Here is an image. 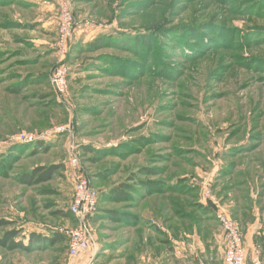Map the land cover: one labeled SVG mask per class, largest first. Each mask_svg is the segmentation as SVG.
Masks as SVG:
<instances>
[{
    "label": "rangeland",
    "instance_id": "1",
    "mask_svg": "<svg viewBox=\"0 0 264 264\" xmlns=\"http://www.w3.org/2000/svg\"><path fill=\"white\" fill-rule=\"evenodd\" d=\"M70 1L75 17L90 19L94 27L76 32L80 41L78 46L71 43L66 62L70 68L68 91L65 97H57L46 75L50 76L57 62L47 44L55 40V53L58 31L56 37L47 34L40 20L55 12L59 29V0H0V140L9 141L19 133L66 129L45 142L50 147L47 151L25 143L0 150V218L14 224L0 230V237L11 229L19 230L17 240H22L32 232L51 236L74 227L69 208L78 170L92 177L98 211L99 207L130 208L131 213L154 216L160 213L161 202L163 210L168 207L169 194L138 196L143 200L135 195L131 205L106 197L111 188L133 174L136 186L144 179L165 183L186 179V187H197L189 190L199 195L209 158L236 162L239 171L233 173L234 179L252 168V163L261 169L264 0ZM139 3L147 5L141 8ZM173 27L178 28L175 35L169 30ZM196 27L211 37L202 38L203 54L192 52L184 38ZM106 37L112 39L111 46H87ZM137 41L144 49L139 52L146 58L145 69L134 68L138 74L129 82L116 70L108 72L112 58L139 56ZM56 98L64 104H56ZM237 130L240 132L232 137ZM154 133L170 140L144 148L131 146L135 139ZM256 133L261 134L253 142L260 143L257 155L225 159L230 148L248 147ZM74 156L79 159L76 167L71 165ZM51 165L60 167L53 180L37 185L24 181L35 168ZM144 166L165 170L160 176L140 175L138 170ZM194 193L172 196L180 204L175 202V212L185 214L175 220L178 228H184L182 232L194 225L189 219L195 212L189 206V196ZM97 212L91 219L92 234L118 233L120 239L123 222H94ZM140 221L134 229L136 245L158 241L151 221L141 217ZM175 236L180 234L175 232ZM67 250V238L31 254L0 248V264H68Z\"/></svg>",
    "mask_w": 264,
    "mask_h": 264
},
{
    "label": "crops",
    "instance_id": "2",
    "mask_svg": "<svg viewBox=\"0 0 264 264\" xmlns=\"http://www.w3.org/2000/svg\"><path fill=\"white\" fill-rule=\"evenodd\" d=\"M40 21L46 28L44 29L45 32L54 34L53 36L56 37L58 31L57 13L52 12ZM53 41L55 42V40ZM79 41L80 36L77 33L72 40V45L78 46ZM52 42L47 45L50 46L48 51L51 50L50 53L54 60L55 53L52 51L54 43ZM254 154L255 151L247 155L251 159V155ZM233 159L235 158H230L232 161ZM261 161L263 162L261 169L258 163H252V168L244 169V174L237 175V180L245 182L240 189H228L224 185L235 183L237 181L234 179L235 174L222 176V171L227 169L228 163H225L222 158L215 160L209 158V165L207 170L202 173V183H200L201 192L199 195L202 197L203 205L207 206L211 203L216 211L223 212L234 219L242 229L246 264H253L257 252L261 254V259L264 262V161L263 159ZM235 171L236 173L239 171L238 166L235 167L233 172H230L235 173ZM207 189L212 191V197L208 200L203 197ZM141 217L151 221L154 232L164 233V235H157L159 237L158 241L156 239L150 240L151 247L149 246L140 254L137 247L140 243L136 245L137 241L134 240V229L136 227L130 228V225L123 224L120 239L117 236L118 233H112V236H102L97 232L96 235H93L89 251L78 260V263L191 264L196 261L198 264H223L225 242L216 220L210 217L206 218L204 215L200 227L194 226L191 232H182L183 230L178 232L177 227L179 225L177 221L167 222L162 219L163 217L158 218L161 216H153V214L145 216L142 213ZM175 232L180 236H175ZM155 233L157 234V232ZM134 257L137 259L135 263L131 262Z\"/></svg>",
    "mask_w": 264,
    "mask_h": 264
},
{
    "label": "trees",
    "instance_id": "3",
    "mask_svg": "<svg viewBox=\"0 0 264 264\" xmlns=\"http://www.w3.org/2000/svg\"><path fill=\"white\" fill-rule=\"evenodd\" d=\"M147 5V3H139L137 4L138 7H145ZM178 28L177 27H173L172 29H169L171 34L176 33V30ZM207 30V29H205ZM187 33L189 34L188 37H184L186 38V42H187V46L189 47V49L192 50V52L194 53H201L203 54L204 51H202L204 49V42H203V37H209L211 38L209 35H206V32H201L200 29L198 27H196L195 29H190L187 31ZM264 35V34H263ZM261 35V36H263ZM259 36V37H261ZM264 38V36H263ZM218 39H222V36H218ZM111 38L110 37H106V38H102L100 40L95 41L94 43H90L87 46L89 48L92 47H99V48H106L108 46H111ZM229 40V39H228ZM212 41H214L212 39ZM138 42V41H137ZM140 42V41H139ZM138 42V54L139 56H135L134 58H125V59H116V58H112L108 67V72L110 71H115V72H119L120 74H122L123 76H125L129 82L130 79H134V77H136V75L138 74L137 72L145 69L143 61H145V57L144 54H142V52L140 51H144V49H142L143 47L141 46V44ZM215 42V41H214ZM228 42V41H227ZM242 42V41H241ZM111 43V44H110ZM220 43V42H219ZM137 44V43H136ZM204 44V45H203ZM113 46V45H112ZM228 47V46H227ZM188 50V48H187ZM199 60V59H198ZM67 62V60H66ZM148 63V62H147ZM111 68V69H109ZM134 68H136V70L138 71H134ZM51 74V72H50ZM46 77H50L49 75H46ZM53 91V90H52ZM55 93V92H53ZM55 95L58 97V95L55 93ZM57 99V98H56ZM55 99V100H56ZM56 104L61 105L64 104V102H60L58 99L56 100ZM75 128V127H74ZM255 130L257 129V126L253 127ZM240 132V130L235 131L234 133L231 134L232 137H235L238 133ZM260 133H256L254 135V137H251L252 139V143L250 142V145L248 147H236L234 146L233 148H230L229 151L225 154V159H230V158H235L237 155L239 154H246L247 153H252L255 150H257L258 146L260 143H253L255 140L260 139ZM170 140L169 138L163 136V135H159V134H153L152 137H146V136H142L139 137V139H135L132 143L131 146H138V148H141L140 146L147 147V146H151V145H155V143L158 142H165ZM35 147L38 148H42L43 150L47 151L49 150V145L45 146L44 142H38L36 144H34ZM134 148L136 147H132L131 149L134 150ZM155 165V163H153ZM237 166L236 162H230L227 165V169L222 171V176L223 175H227V176H231V174H233V170L235 169V167ZM230 168V169H228ZM60 169V167L56 166V165H51L48 167L45 166H39L37 168H35L31 173L25 175V182L29 185H37V184H41V183H45V182H49L51 180H53L55 174L58 172V170ZM165 169H163L162 167H147L144 166L142 168H140L139 174L140 175H146V176H160L162 175V172H164ZM159 171V172H158ZM232 171V172H230ZM158 172V173H157ZM244 174L243 171L238 173V176ZM88 176V178L91 181V185L93 187V183H92V177L88 174H86ZM127 182H123L118 184L116 187L111 188L110 191V196L106 197L109 199V201L115 202V203H123V204H130L133 199L135 198L134 196L137 195L138 196H142V198L144 197H158V195L160 196H164L165 194H169L170 197H167V199H169V203H168V207L165 208V210H163V206H165L162 202L160 204L161 208L159 207L160 213H158L157 215L161 216L162 219H165V221H175L176 219H178L179 217L185 216V214H180L182 212L176 211L174 209V205H175V199L172 198V196H177V197H182V196H187L190 195V193H194L190 190H196L197 187H186V183L188 182L186 179H183L184 181H182L181 178L179 179H169L171 183H165L163 180H151V179H144L142 181H140V183L138 184V186L134 185L135 181H136V175L134 176L131 175L128 179ZM232 180V179H231ZM174 181V183H172ZM238 182V183H236ZM245 182L243 181H235V183L229 185L228 183H226L224 186L225 188L231 189V188H237L240 189ZM188 188V189H187ZM190 188V190H189ZM142 190L145 191L144 194H142ZM159 196V197H160ZM192 201L189 204V206L192 209H195L194 214L190 215L192 219V221H194V225H190V226H186V232H191L194 226H198L200 227L202 221H203V216L205 215L206 218L210 217L213 220H216V214L218 211H216V209L211 206V203L208 204L207 206L203 205L202 203V197L201 195L195 194L189 196ZM141 197H138V199H142ZM143 200V199H142ZM163 201V200H162ZM177 205H180L178 202H176ZM131 205V204H130ZM134 208V207H132ZM130 208H123L122 210H118V211H114L113 209H103L102 207H99V211L97 209V218L95 217V220L98 221V219L101 220H106L109 219L111 221H114L116 223H121L125 224L126 226H133V227H138V223H142V221H140V217L141 215L139 214H134L131 213ZM214 209V210H213ZM170 211V212H169ZM172 211V212H171ZM215 211V212H214ZM99 213V214H98ZM171 213V214H170ZM180 214V216H179ZM170 217V218H169ZM177 217V218H176ZM142 218V217H141ZM234 220V219H233ZM178 222V221H177ZM217 222V220H216ZM148 223V222H147ZM92 221H91V225H92ZM14 225L12 221H6L4 219L0 218V230H5L8 228H11V226ZM141 225V224H140ZM218 225V223H217ZM219 227V225H218ZM240 227V226H239ZM92 229V226H91ZM184 228H178L177 230H183ZM241 229V228H240ZM242 231V229H241ZM157 232V235H164V233L160 232V231H155ZM20 231L19 230H15V229H11V230H7L3 233L2 237H0V248L7 250V251H21L24 252L26 254H31L34 252H41V251H46L48 250V248L54 246L57 243L63 242L64 240H66L65 236L63 234H61L59 231L51 236H45L43 234L37 233V232H32L30 233L26 238L22 239V240H17V237L19 236ZM25 240L26 243H25ZM168 242V241H167ZM152 243L151 241L147 242V243H143V241H140V245H138V252H140V254L148 249V247H151ZM131 262H137L136 257H134Z\"/></svg>",
    "mask_w": 264,
    "mask_h": 264
},
{
    "label": "built area",
    "instance_id": "4",
    "mask_svg": "<svg viewBox=\"0 0 264 264\" xmlns=\"http://www.w3.org/2000/svg\"><path fill=\"white\" fill-rule=\"evenodd\" d=\"M83 27L86 30H91L94 27V22L90 19L79 21L75 17L71 1L59 0V43L55 52L57 62L51 70L49 77L50 84L59 97H65L68 91L70 68L66 63L67 55L76 32ZM65 130L64 128L57 127L40 134L19 133L9 141L0 140V150L6 149L13 144L25 143L32 145L38 142L45 143L47 140L57 137ZM78 163L79 159L74 156L71 165L76 167ZM211 197L212 191L207 189L204 198L208 200ZM97 204V193L93 190L90 179L84 172L78 170L74 179L73 200L69 208L70 213L76 221V225L60 230V233L68 240V264H79L78 260L91 247L93 241L91 219L97 212ZM216 220L225 242L223 264H246L244 236L238 223L223 212H217ZM253 264H264L259 252L255 254Z\"/></svg>",
    "mask_w": 264,
    "mask_h": 264
}]
</instances>
